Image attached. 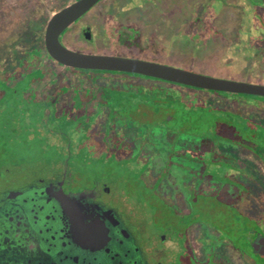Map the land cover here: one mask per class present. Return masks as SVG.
<instances>
[{
    "label": "flooded vegetation",
    "instance_id": "obj_1",
    "mask_svg": "<svg viewBox=\"0 0 264 264\" xmlns=\"http://www.w3.org/2000/svg\"><path fill=\"white\" fill-rule=\"evenodd\" d=\"M206 3L99 0L58 40L76 53L264 86V27L254 14L264 0ZM49 17L0 45V264H264L261 197L237 165L246 155L264 167V97L63 65L45 48ZM201 109L216 119L190 128ZM158 142L165 172L149 181ZM205 154L209 167L227 168L211 178L208 219L181 193L175 206L159 189L171 166Z\"/></svg>",
    "mask_w": 264,
    "mask_h": 264
},
{
    "label": "rangeland",
    "instance_id": "obj_2",
    "mask_svg": "<svg viewBox=\"0 0 264 264\" xmlns=\"http://www.w3.org/2000/svg\"><path fill=\"white\" fill-rule=\"evenodd\" d=\"M199 1L202 3L207 4L208 0H194ZM67 0H0V45L4 44L9 39H14L18 33L23 32L24 34L29 33L37 29L40 26L42 21L41 15L45 17H49L53 12L54 9L61 7L65 4ZM202 5L201 3L198 4V7ZM206 6V5H205ZM207 8V7H206ZM201 9V7H200ZM210 9V8H209ZM255 9V16L260 19L261 23H263L264 27V5L260 6V8L256 7ZM214 9H210L209 11H213ZM22 55L17 54L13 60L8 62V66L14 67L19 61L22 60ZM185 69L194 70L192 68L179 66ZM19 69V68H18ZM19 71V70H18ZM195 71V70H194ZM18 74L17 71H13ZM14 73V75H16ZM216 77L233 79L230 76H222L215 74ZM184 90V89H182ZM202 93V92H200ZM204 95V94H203ZM238 97V102L243 103H256L261 105L262 102L258 98L248 97V96H236ZM253 125V122H252ZM122 129L120 128V131ZM232 148V147H231ZM164 149V145L162 142H158L156 146V150L159 152L153 157H155L156 166L152 168V174L148 172V170L144 171V178L153 181L154 178L162 176L165 172V169L161 167V163L165 161V155L161 153ZM235 150V148H233ZM233 150V151H234ZM232 151V152H233ZM148 152V151H147ZM238 153V152H237ZM154 154V153H153ZM152 155V154H151ZM206 155V154H205ZM201 156L202 158H206V162H202L200 164L196 163H185L183 166H171L170 176L166 180L162 181L161 187L159 188L162 192L164 200H168L171 202V205L175 204L178 205V201L176 199V195L181 193L182 196L189 200L190 208L198 209L203 211L201 214V218L208 219L212 218V213H209V207L213 206V198L208 197L210 196L213 191L216 189V182L211 180V178L219 177L222 179L224 175L227 173V168H222L221 166L217 167H209V156L208 155ZM167 157L168 154H166ZM192 157V158H191ZM195 155L190 152V158L195 159ZM237 160V165L245 166L248 171L247 175H244L250 183L253 185V193L254 201L260 195L261 197V204L260 210L264 211V167L258 163L259 161L254 157H246ZM1 158V155H0ZM173 159V157H172ZM234 164V161L230 163V165ZM208 166V167H207ZM174 167V168H172ZM169 175V174H168ZM156 178V179H157ZM222 185V184H221ZM224 185L225 190H229L230 186ZM238 186V185H237ZM235 186V188H231L235 193L241 192L240 186ZM229 187V188H228ZM167 201V202H168ZM169 203V202H168ZM255 204V203H254ZM201 208V209H200ZM165 209V208H164ZM167 213V211L165 212ZM198 217V216H197Z\"/></svg>",
    "mask_w": 264,
    "mask_h": 264
},
{
    "label": "water",
    "instance_id": "obj_3",
    "mask_svg": "<svg viewBox=\"0 0 264 264\" xmlns=\"http://www.w3.org/2000/svg\"><path fill=\"white\" fill-rule=\"evenodd\" d=\"M99 0H75L54 11L46 24L44 43L47 53L63 65L78 68L109 69L139 73L154 78L210 91L257 95L264 97V86L225 80L166 65L116 56L89 55L72 52L59 43L60 34L84 15ZM264 244V238L260 242ZM259 243V244H260ZM260 254H264V246Z\"/></svg>",
    "mask_w": 264,
    "mask_h": 264
},
{
    "label": "trees",
    "instance_id": "obj_4",
    "mask_svg": "<svg viewBox=\"0 0 264 264\" xmlns=\"http://www.w3.org/2000/svg\"><path fill=\"white\" fill-rule=\"evenodd\" d=\"M195 115H193L194 119L190 120V128H195L196 125L199 128H206L208 125L213 123V121L216 119L214 110L210 109H201L194 112ZM196 211V209H195ZM237 225L240 224V218L237 217ZM222 225L228 226L229 224H232V217H227L224 221L221 223Z\"/></svg>",
    "mask_w": 264,
    "mask_h": 264
}]
</instances>
